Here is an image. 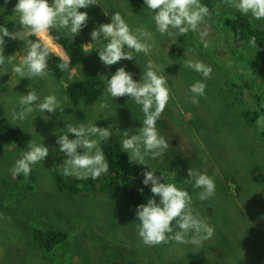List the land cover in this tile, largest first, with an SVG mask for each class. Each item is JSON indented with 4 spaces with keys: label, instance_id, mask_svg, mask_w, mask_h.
I'll return each mask as SVG.
<instances>
[{
    "label": "rangeland",
    "instance_id": "1",
    "mask_svg": "<svg viewBox=\"0 0 264 264\" xmlns=\"http://www.w3.org/2000/svg\"><path fill=\"white\" fill-rule=\"evenodd\" d=\"M98 2L101 5L80 9L88 13L89 20L76 35L82 45L93 44L83 47V60L61 80L49 71L47 79L32 80L13 73V64L21 65L28 43L33 41L31 35L25 43L5 37V56L16 54L13 64L0 67V102L6 118L13 127L30 133L33 142L44 143L50 150L49 156L64 168L67 157L58 151L56 141L68 122L112 126L110 139L120 144L117 130L130 129L131 134H137L135 130L143 126L144 118L141 107L127 96L109 97L108 107L104 109L99 107L104 97L93 104L74 107L66 91L68 85L91 77L110 79L120 67L133 73V79L139 82L151 60L158 74L167 77L172 96L156 125L170 147L162 157L147 158L149 166L138 167L142 176L152 168L157 176L163 173L164 182L188 191L193 197L195 213L214 229V234L200 246L175 242L147 246L138 236L136 209L120 188L90 195L60 191L53 171L42 162L32 167L30 175L13 177L10 169L26 150L9 143L0 147V264H264V182L253 180L255 169L264 177V82L257 76L261 62L258 51L249 43L234 41L226 28V19L249 18L256 29L262 30L264 20L243 15L229 0H218L199 31L186 35L174 32L168 36L157 31L152 19L154 13L145 8L144 1L136 6L128 0ZM17 3L18 0L7 3L0 0V17L5 20L0 28L23 31L19 16L14 12ZM115 12L121 13L133 31L140 28L149 32L152 48L147 55L133 53V60L105 67L98 49L106 42H94L90 33L100 24L111 23ZM56 31L68 32L67 29ZM200 31L208 33L203 41ZM46 35L50 42L42 36L36 38L48 46L49 53L69 61L51 31ZM205 42L208 47L204 46ZM187 59L210 66V78L205 79L200 73L183 67ZM250 61L255 63L251 65ZM197 81L205 83L206 90L205 95L198 98L199 103L193 104L189 89ZM30 85L39 96L37 103L49 95L61 100L68 96L70 102L64 104L63 113L37 110L23 121L14 122L12 113L21 111L19 98L29 93ZM246 111H259L260 120L249 125L243 115ZM45 116L51 118L45 120ZM69 138L76 137L70 134ZM78 151L83 152V149ZM190 167L214 177V198L201 201L200 190L191 183H184ZM108 177L107 172L96 180L106 183ZM144 191L146 204L153 196L151 185H144ZM155 199L159 203L160 198ZM42 229L62 231L68 239L47 253L34 238V233ZM198 253L199 258L195 259Z\"/></svg>",
    "mask_w": 264,
    "mask_h": 264
},
{
    "label": "clouds",
    "instance_id": "2",
    "mask_svg": "<svg viewBox=\"0 0 264 264\" xmlns=\"http://www.w3.org/2000/svg\"><path fill=\"white\" fill-rule=\"evenodd\" d=\"M7 2L8 0H5V3ZM229 2L243 15L250 14L257 21L264 20V0H229ZM98 4L101 5L98 0H18L14 12L19 16L23 31L10 32L7 27L0 28V67L13 64L16 58V54L5 56V37L25 43L30 35L39 38L53 29H67L75 39L89 20L88 13L80 9ZM144 5L154 13L152 19L161 35L172 36L174 32L186 35L190 31L197 32L206 18L211 16L209 8L202 4L201 0H144ZM207 34L206 31H200L202 41ZM90 36L94 42H106L98 49L99 59L105 67L116 65L122 60H133L135 58L133 53L147 55L152 48L149 42L152 39L151 34L140 28L133 31L120 12L112 14L111 23L100 24ZM92 44H85L82 47ZM249 44L259 50L255 36L251 37ZM204 46L208 47V44L205 42ZM49 54L48 46L42 44L39 39L29 42L21 65L13 64L12 71L22 78L47 79ZM183 67L200 73L205 79L210 78L212 73L210 66L198 60L187 59ZM58 68L62 72L72 71L67 60L61 62ZM146 69L139 82L134 80V74L126 71L124 67L118 68L110 79L107 76L100 77L106 79L105 96L99 104L100 109L108 107L109 97L114 99L125 96L141 107L144 114L141 121L143 126L135 130L137 134H131L130 129L123 132L117 130V135L121 136V148L123 152L128 153L130 163L140 166H149L147 158L162 157L170 147L169 142L156 127L157 121L172 99L168 80L167 77L158 74L151 60L147 62ZM29 87V93L19 98L21 111L12 113L11 118L14 122L23 121L37 110L53 114L59 110L63 113L64 104L70 102L68 96H64L61 100L55 95H49L37 103L39 96L31 85ZM205 90L206 84L201 81L191 85L189 89L192 93L191 102L198 104V98L205 95ZM45 117V120L51 118ZM70 134H74L76 138L70 139ZM111 136L112 126L105 128L91 122L88 124L68 122L63 134L58 135L56 141L59 145L58 151L67 157L64 159L62 174L92 179L106 174L109 164L100 144L102 141H108ZM28 148L29 150L23 152L21 158L17 159L10 169L13 177L21 174L30 175L32 167L48 158L50 154L49 148L44 143L30 142ZM78 149H83V152ZM155 173L152 168L151 171L143 173L142 183L145 186L151 185L153 196L146 204H140L136 208L137 232L142 242L150 247L170 242L200 246L210 239L214 229L195 213L192 195L174 183L164 182L163 173L160 176ZM184 183H191L193 188L200 190L198 198L201 201H207L216 195L215 179L207 172L194 171L190 167ZM140 191L143 192V189ZM155 197L160 198L159 203Z\"/></svg>",
    "mask_w": 264,
    "mask_h": 264
},
{
    "label": "trees",
    "instance_id": "3",
    "mask_svg": "<svg viewBox=\"0 0 264 264\" xmlns=\"http://www.w3.org/2000/svg\"><path fill=\"white\" fill-rule=\"evenodd\" d=\"M133 6L139 5L143 0H128ZM201 3L206 5L209 10L215 9L218 5V0H201ZM228 31L231 33L236 43H249L252 36L256 37L257 45L259 46L258 54L260 65L257 69V76L264 82V30L256 29L249 18L245 17H230L226 19ZM5 24V20L0 17V27ZM254 29H253V28ZM52 37L64 49L69 58L70 69L76 68L84 58V50L80 39L75 36V39L67 33L60 34L56 29L51 30ZM33 42L37 41L36 36H31ZM61 58L50 53L48 57V71L57 80H61L65 73L62 72L58 65L64 62ZM251 65L255 62L250 61ZM232 68V67H231ZM106 82L100 77H91L82 81L68 85L66 91L69 94L72 106L78 107L81 104H93L98 99L105 96ZM248 88H250L248 86ZM258 104V102H257ZM256 104V105H257ZM249 125H255L260 120V112L246 111L243 113ZM33 142V137L30 133L13 127L6 118L5 109L0 102V147L7 146L9 143L14 144L19 150L28 151V144ZM102 151L109 164V177L106 183L92 178L78 179L62 174L63 167H59L60 162L55 158L48 156L41 161L42 164L49 170L53 171L55 183L60 191L71 194H95L106 189L120 188L125 193L130 204L136 209L140 204H145L144 177L141 174V168L138 165L130 163L129 155L123 152L121 145L113 139L102 143ZM259 169L253 170V180L256 183H263V175L258 174ZM143 189V192L140 191ZM34 238L43 251L49 253L67 241L68 236L59 230H37L34 233ZM200 253L194 256L199 258ZM193 258V259H194Z\"/></svg>",
    "mask_w": 264,
    "mask_h": 264
},
{
    "label": "bare ground",
    "instance_id": "4",
    "mask_svg": "<svg viewBox=\"0 0 264 264\" xmlns=\"http://www.w3.org/2000/svg\"><path fill=\"white\" fill-rule=\"evenodd\" d=\"M42 37L45 38L46 41L48 40L47 42H50V39H49L48 35L45 34V35L42 36Z\"/></svg>",
    "mask_w": 264,
    "mask_h": 264
},
{
    "label": "crops",
    "instance_id": "5",
    "mask_svg": "<svg viewBox=\"0 0 264 264\" xmlns=\"http://www.w3.org/2000/svg\"><path fill=\"white\" fill-rule=\"evenodd\" d=\"M144 1V0H143ZM68 57V56H67Z\"/></svg>",
    "mask_w": 264,
    "mask_h": 264
},
{
    "label": "water",
    "instance_id": "6",
    "mask_svg": "<svg viewBox=\"0 0 264 264\" xmlns=\"http://www.w3.org/2000/svg\"><path fill=\"white\" fill-rule=\"evenodd\" d=\"M63 48V47H62Z\"/></svg>",
    "mask_w": 264,
    "mask_h": 264
}]
</instances>
